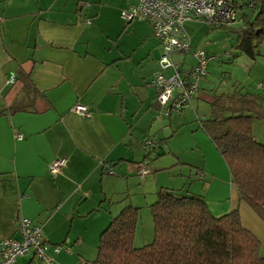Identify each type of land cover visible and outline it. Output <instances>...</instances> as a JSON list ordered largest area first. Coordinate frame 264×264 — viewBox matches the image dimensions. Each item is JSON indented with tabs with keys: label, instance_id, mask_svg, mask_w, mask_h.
Returning a JSON list of instances; mask_svg holds the SVG:
<instances>
[{
	"label": "crops",
	"instance_id": "obj_1",
	"mask_svg": "<svg viewBox=\"0 0 264 264\" xmlns=\"http://www.w3.org/2000/svg\"><path fill=\"white\" fill-rule=\"evenodd\" d=\"M136 1L0 0V240L20 239L18 221L25 217L39 226L56 264H92L96 249L92 256L86 251L88 235L98 242L124 206L140 208L132 197V164L150 159L141 140L152 133L162 142L152 176L142 179L153 195L148 206L159 188L170 187L202 195L214 216L236 209L264 256V221L240 199L194 113L198 101L208 104L218 94L216 88L206 74L190 102L192 115L187 109L180 127L166 119L164 111L174 115L172 100L158 103L149 81L159 70L161 45L149 24L124 23L119 14ZM231 1L238 3L240 26L249 0ZM184 62L185 56L182 68ZM16 102L20 108L12 109ZM76 103L86 106L88 117L73 110ZM181 109L175 111L181 115ZM58 157L66 163L51 175L47 165ZM163 158L175 166L174 174L187 168L181 187L161 177L168 166L158 163ZM133 243L139 242L133 237ZM52 245L61 248L54 252ZM15 264H38L34 250Z\"/></svg>",
	"mask_w": 264,
	"mask_h": 264
},
{
	"label": "trees",
	"instance_id": "obj_2",
	"mask_svg": "<svg viewBox=\"0 0 264 264\" xmlns=\"http://www.w3.org/2000/svg\"><path fill=\"white\" fill-rule=\"evenodd\" d=\"M249 5L238 28L213 27L234 34L233 47L255 59L264 42V0H249ZM25 85L32 86L29 78ZM208 104L210 115L199 120L200 126L224 159L240 199L264 221V143L252 131V121L264 119V97L234 89ZM11 108L20 106L16 102ZM156 145L151 147L158 151ZM138 210L127 204L110 218L99 233L92 264H264L260 240L242 225L236 209L214 216L202 195L161 187L149 205L152 240L135 246Z\"/></svg>",
	"mask_w": 264,
	"mask_h": 264
},
{
	"label": "built area",
	"instance_id": "obj_3",
	"mask_svg": "<svg viewBox=\"0 0 264 264\" xmlns=\"http://www.w3.org/2000/svg\"><path fill=\"white\" fill-rule=\"evenodd\" d=\"M120 17L126 22L144 20L150 25L153 36L161 45L159 70L150 80L157 89L156 100L164 105L171 99L173 107L180 109L184 104H190L199 81L207 74V64L211 58L202 49L191 50L190 37L184 23L200 20L211 26L230 25L237 20L238 10L229 0H137L122 9ZM174 52L191 53L194 63L182 68L173 62L171 57ZM166 69L170 70L167 74L164 73ZM13 79V75H10L9 82ZM73 110L81 116H89L84 104L76 103ZM144 145L157 146L150 139H146ZM65 163V157L54 158L47 165L48 173L55 174ZM137 169L141 175L149 172L143 162L137 163ZM107 171L111 173L112 169L108 168ZM18 231L20 239L7 237L0 240V264H15L16 259L29 249L34 250L38 264H56L54 258L46 252L47 246L39 226L22 217L18 221ZM60 248V245L52 246L54 252Z\"/></svg>",
	"mask_w": 264,
	"mask_h": 264
},
{
	"label": "rangeland",
	"instance_id": "obj_4",
	"mask_svg": "<svg viewBox=\"0 0 264 264\" xmlns=\"http://www.w3.org/2000/svg\"><path fill=\"white\" fill-rule=\"evenodd\" d=\"M234 5L236 8H238L237 4L234 3ZM121 20L122 22L125 23L123 19ZM135 20L143 21L147 23L144 20H140V19H135ZM229 26L233 28H238L239 23L238 21H234ZM184 28L188 36L190 37V42L192 46L197 49H202L212 57L207 65L206 79L208 78V80L216 88L217 93L232 92V90L234 89H240L244 91L258 93L260 95L262 94L261 96L264 97V42H262L259 46V50H258L259 55H257L255 59H251L246 54L240 52L239 50L233 47L235 42L234 34L224 31V29L221 27L220 28L213 27L207 22L200 20H193V21H186L184 23ZM127 39L130 38L127 37ZM184 56L186 62H184L183 67H188L192 62H194V58L192 57L191 53L174 52L171 58L174 63L180 64ZM168 71L170 70L166 69L164 70V73ZM150 79L151 77L149 78V81ZM187 109L190 110L192 115L193 112L191 109V104L189 105L188 103L182 106L181 110H183L182 111L183 113L181 115L178 114L179 111H175V110H179L177 107L174 109V112L172 113L174 114L173 116H168V114L165 111L164 114L166 119L169 118L170 120L173 121V124H178L176 127L178 126L180 127L184 122H179V121H185V119H188V116L185 114V111ZM195 112L197 114L196 117L198 119L207 118L210 115L209 105L203 101H198L197 111L194 110V113ZM163 117L164 116H159L160 120L165 119V117L164 118ZM252 131L254 138L257 141L264 143V119H254L252 121ZM150 135L151 136L149 137L146 136L141 140V146L145 144L146 139H150L153 144L159 143L161 146L162 141H159V139H157V136L154 138L152 133ZM146 150L147 153L149 152L148 154L150 156V159L146 160V163L148 164L145 163V165L149 169V172L147 174L141 175L137 171V167H136L137 162H134L132 164L136 171L135 172L136 174L134 176L136 177L137 180L136 182L134 181L132 183V197L135 203L140 205V208L138 210L137 225L135 228L136 231L134 234L135 242H139V243L138 244L135 243L134 244L135 246H140L150 242L153 236L152 218L148 206L149 202L151 201V197H153V195L145 192V190H151L149 189L151 187L147 186L144 182H142V179L149 178L152 176L154 172V168L151 166V163L154 159H156L155 158L156 151L153 150L151 146H146ZM186 155H187L186 157H190L189 154ZM165 161H167L165 165L168 166H166L161 177L164 179V181L175 180L176 187H181L182 180H184V175L188 173L187 168H186V172L183 171L184 175L180 176L179 172H176L174 174L173 169L175 168V166L170 165L171 163L169 162L170 160L168 161V159L165 160L164 158L158 159V163H164ZM180 165L183 168L186 167V165L183 163H181ZM179 167L180 166H177L176 171L179 170L178 169ZM87 239L91 240L92 242L87 241L86 244H84V246L86 248V251L92 253L91 254L92 256L95 253L97 240L93 241V236L91 238V235H88Z\"/></svg>",
	"mask_w": 264,
	"mask_h": 264
}]
</instances>
